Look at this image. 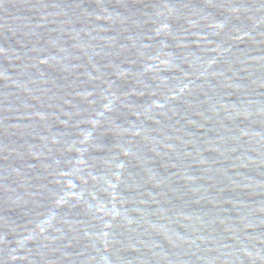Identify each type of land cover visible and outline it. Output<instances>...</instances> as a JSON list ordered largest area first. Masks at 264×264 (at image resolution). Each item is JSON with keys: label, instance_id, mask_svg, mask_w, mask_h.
I'll return each mask as SVG.
<instances>
[{"label": "water", "instance_id": "obj_1", "mask_svg": "<svg viewBox=\"0 0 264 264\" xmlns=\"http://www.w3.org/2000/svg\"><path fill=\"white\" fill-rule=\"evenodd\" d=\"M0 264H264V0H0Z\"/></svg>", "mask_w": 264, "mask_h": 264}]
</instances>
